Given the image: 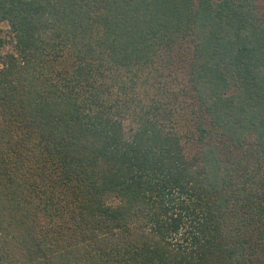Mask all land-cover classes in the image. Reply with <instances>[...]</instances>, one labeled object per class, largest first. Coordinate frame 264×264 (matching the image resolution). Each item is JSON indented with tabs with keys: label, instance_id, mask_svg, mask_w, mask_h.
Instances as JSON below:
<instances>
[{
	"label": "trees",
	"instance_id": "obj_1",
	"mask_svg": "<svg viewBox=\"0 0 264 264\" xmlns=\"http://www.w3.org/2000/svg\"><path fill=\"white\" fill-rule=\"evenodd\" d=\"M5 23L0 264H264L261 0H0Z\"/></svg>",
	"mask_w": 264,
	"mask_h": 264
},
{
	"label": "rangeland",
	"instance_id": "obj_2",
	"mask_svg": "<svg viewBox=\"0 0 264 264\" xmlns=\"http://www.w3.org/2000/svg\"><path fill=\"white\" fill-rule=\"evenodd\" d=\"M261 4L264 6V0H261ZM0 35L7 41L5 46L0 49V53L2 55L14 53L15 50L13 47V43H11L12 37L10 35V27L7 23L2 24L0 26ZM179 71L180 72L178 73L179 74L178 79H176V81H174L173 83H170V88H179V87L181 88L182 85L185 83V80H187V76L184 75L185 72H182V70H179ZM187 99H190L189 96L185 97L184 99L183 98L181 99L184 105L187 103L189 104L190 100H187ZM189 115H190L189 110H187L186 116L184 114L181 115V118L179 119V122H180L179 130L181 131L182 135L187 136L189 138V142H191V140L194 141L193 138L196 135L195 123L193 122L195 121L196 117L189 116ZM189 142H188V145L185 144V148L187 149V151L190 152V150L195 149V147L193 146V143H189ZM225 147L227 148L228 145H225Z\"/></svg>",
	"mask_w": 264,
	"mask_h": 264
}]
</instances>
